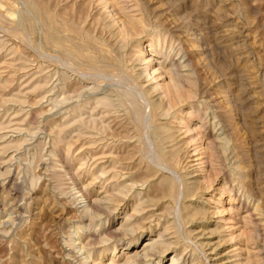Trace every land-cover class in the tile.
<instances>
[{"label":"rangeland","instance_id":"rangeland-1","mask_svg":"<svg viewBox=\"0 0 264 264\" xmlns=\"http://www.w3.org/2000/svg\"><path fill=\"white\" fill-rule=\"evenodd\" d=\"M86 250L264 264V0H0V264Z\"/></svg>","mask_w":264,"mask_h":264},{"label":"bare ground","instance_id":"bare-ground-1","mask_svg":"<svg viewBox=\"0 0 264 264\" xmlns=\"http://www.w3.org/2000/svg\"><path fill=\"white\" fill-rule=\"evenodd\" d=\"M150 59H148V61H149ZM101 87V86H100ZM100 87H98V86H95V87H92L93 89L94 88H96V89H99ZM177 89V88H176ZM101 91V90H100ZM178 92V91H177ZM104 99V98H103ZM63 100H65V97H64V99ZM104 100H107L108 101V103L110 104V105H112V101H111V99H110V97H108L107 96V98H105ZM84 103H86V101H84ZM161 104H162V102L160 101H158V102H156V103H153L152 104V107H155V109H158V108H160L161 107ZM142 120V119H141ZM143 122V121H142ZM62 131V129H60L59 130V132H61ZM59 135V134H58ZM163 155L165 156L166 154L165 153H163ZM175 156H176V153H174V152H171L170 154H169V160H171V159H174L175 158ZM168 160V159H167ZM154 172H157V170L156 169H154ZM146 178H147V175L145 176ZM172 189H173V185H172V182L170 183H162V186H161V190H160V198H163V197H166V196H172ZM87 202V201H86ZM89 203V202H88ZM92 203V202H91ZM93 204V203H92ZM81 208H83V209H81V210H83V212L84 213H82V214H84V215H88L89 217H91V218H94L95 216H97L98 215V211L97 210H92L91 208H90V206L88 205V204H84V205H82V207ZM185 215V214H184ZM110 219V218H109ZM107 220H108V218H107ZM78 228L80 227V226H77ZM102 233H103V235H106V236H111L112 235V232H111V230H110V228H109V226H103V229H102ZM90 234V233H89ZM128 236H129V234L128 233H126ZM94 236V235H93ZM75 237V236H74ZM130 237H132V238H130V239H134V238H136L137 239V237H136V235L135 236H133V235H131ZM73 239V238H72ZM95 239V237H93L92 238V240H94ZM130 239H128L127 241H126V244L129 242V240ZM74 240V239H73ZM123 240V239H122ZM121 239H120V245L122 244L121 243V241H122ZM76 242V241H75ZM86 244H88V243H82L81 244V246H80V249H83L84 248V245H86ZM115 246H116V243L114 242V244H113V249L115 248ZM79 247V246H78ZM78 249V248H77ZM148 249V248H147ZM103 250V249H102ZM124 251V250H123ZM148 251V250H147ZM160 252V254H161V252L162 251H159ZM83 253V252H82ZM175 253H176V251H175ZM84 254V257L81 259V263L82 264H88L89 262H88V260H89V258L91 257V251H89V250H86L85 251V253H83ZM86 254V255H85ZM82 255V254H81ZM150 255H152V254H145L144 255V257L143 256H141V255H138V256H136V257H134V258H129L130 260H132V261H136V262H139L140 264H147L146 263V259H147V256H150ZM180 254H179V252L177 253V254H175V255H173L172 256V261L173 260H175V261H177L180 257ZM174 262V261H173Z\"/></svg>","mask_w":264,"mask_h":264}]
</instances>
